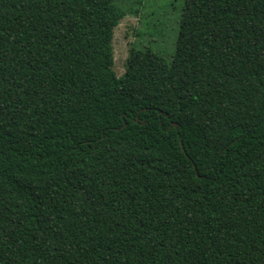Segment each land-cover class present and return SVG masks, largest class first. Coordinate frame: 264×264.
<instances>
[{
  "label": "trees",
  "instance_id": "obj_1",
  "mask_svg": "<svg viewBox=\"0 0 264 264\" xmlns=\"http://www.w3.org/2000/svg\"><path fill=\"white\" fill-rule=\"evenodd\" d=\"M127 13L0 0V264H264V0H183L119 76Z\"/></svg>",
  "mask_w": 264,
  "mask_h": 264
},
{
  "label": "rangeland",
  "instance_id": "obj_2",
  "mask_svg": "<svg viewBox=\"0 0 264 264\" xmlns=\"http://www.w3.org/2000/svg\"><path fill=\"white\" fill-rule=\"evenodd\" d=\"M127 15L115 28L114 70H126L129 49L133 44L151 45L166 56L175 48L183 0H116Z\"/></svg>",
  "mask_w": 264,
  "mask_h": 264
},
{
  "label": "water",
  "instance_id": "obj_3",
  "mask_svg": "<svg viewBox=\"0 0 264 264\" xmlns=\"http://www.w3.org/2000/svg\"><path fill=\"white\" fill-rule=\"evenodd\" d=\"M172 124H173L175 127H178V123L173 122ZM125 125H126V123H125ZM125 125H124V126H125ZM182 146H183V143H182ZM194 166H195V168H196V165H195V164H194Z\"/></svg>",
  "mask_w": 264,
  "mask_h": 264
}]
</instances>
